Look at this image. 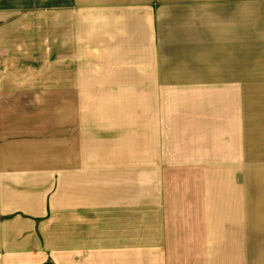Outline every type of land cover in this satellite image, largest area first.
<instances>
[{"label": "crops", "instance_id": "0c3cea01", "mask_svg": "<svg viewBox=\"0 0 264 264\" xmlns=\"http://www.w3.org/2000/svg\"><path fill=\"white\" fill-rule=\"evenodd\" d=\"M0 264H264V0H0Z\"/></svg>", "mask_w": 264, "mask_h": 264}]
</instances>
